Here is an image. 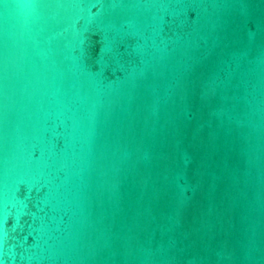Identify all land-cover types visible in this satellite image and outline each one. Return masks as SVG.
<instances>
[{
    "label": "water",
    "instance_id": "water-1",
    "mask_svg": "<svg viewBox=\"0 0 264 264\" xmlns=\"http://www.w3.org/2000/svg\"><path fill=\"white\" fill-rule=\"evenodd\" d=\"M0 264H264V0H0Z\"/></svg>",
    "mask_w": 264,
    "mask_h": 264
}]
</instances>
